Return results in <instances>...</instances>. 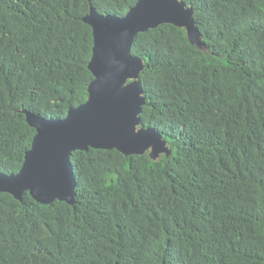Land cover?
<instances>
[{
    "label": "trees",
    "instance_id": "obj_1",
    "mask_svg": "<svg viewBox=\"0 0 264 264\" xmlns=\"http://www.w3.org/2000/svg\"><path fill=\"white\" fill-rule=\"evenodd\" d=\"M140 0H0V172L97 75L93 11ZM191 26L138 31L140 126L162 152L71 151L74 201L0 191V264H264V0H179Z\"/></svg>",
    "mask_w": 264,
    "mask_h": 264
},
{
    "label": "rangeland",
    "instance_id": "obj_2",
    "mask_svg": "<svg viewBox=\"0 0 264 264\" xmlns=\"http://www.w3.org/2000/svg\"><path fill=\"white\" fill-rule=\"evenodd\" d=\"M188 17L187 10L179 0H141L139 8L123 20L92 15L90 21L96 29L98 55L93 66L97 81L90 90L89 103L92 102V98H95L96 103L92 102V105L89 104L73 118V127H69L71 134L63 129L61 130L63 132H60V129L55 127H59L56 124L50 126L49 131L44 125L52 121H39L31 117L32 123L36 126L34 121L42 122L38 124L41 135L35 141V152L28 156V159L26 157L28 161L26 167L17 178L0 174V191H10L15 195L24 188L32 191V183L35 182V178L37 179L35 173L40 170L41 161L49 156L59 162L64 159L63 154L67 152L65 150L67 147L70 151L72 148H83L88 144L115 146L128 152H149L153 156L159 155L164 145L161 136L151 130H144L140 126L137 114L138 100L141 97L137 78L140 70L138 64L141 60L137 61V58L128 56L126 52L132 36L134 37L138 29L162 20L178 21L189 27ZM141 18H144L146 23L141 25ZM109 51L111 54H108ZM102 81L105 83H101ZM106 90L113 92L106 96ZM101 93H105L104 96L109 99L114 95L116 101L112 100V104L108 99L99 100ZM127 110H132L130 117L126 113ZM112 127L118 130H112ZM38 158L40 161H37ZM36 161L40 164H36ZM57 196L68 201L73 199V182L70 175L66 176L62 192Z\"/></svg>",
    "mask_w": 264,
    "mask_h": 264
},
{
    "label": "water",
    "instance_id": "obj_3",
    "mask_svg": "<svg viewBox=\"0 0 264 264\" xmlns=\"http://www.w3.org/2000/svg\"><path fill=\"white\" fill-rule=\"evenodd\" d=\"M140 2H141V0L139 1V3H138V6L135 8V9H133L129 14H131L133 11H135L136 9H138L139 8V6H140ZM181 5H183L182 3H180ZM187 12H188V14H189V11L187 10ZM99 15L100 17H103V18H107L106 16H103V15H100V14H98L96 11H93L92 13H91V15L90 16H88V18H87V20L94 26V24L90 21V18H91V16L92 15ZM129 14H128V16H129ZM127 17V16H126ZM126 17H124V18H122V19H119V20H123V19H125ZM108 19H118V18H115V17H110V18H108ZM187 20L189 21V23H190V26H191V24H192V22H191V18H190V14H189V17L187 18ZM141 25L142 24H144V23H146V21L144 20V18L142 19L141 18ZM162 21H173V20H162ZM159 22H161V21H159ZM159 22H157V23H155V24H153V25H147V26H145L144 28H142V29H138V31H140V30H146L147 28H149V27H154V26H156ZM174 22H178V21H174ZM178 23H180V22H178ZM140 25V26H141ZM94 30H95V37H96V29H95V26H94ZM137 31V32H138ZM136 32V33H137ZM135 33V34H136ZM96 40H97V37H96ZM132 41H133V36H132V38H131V43H130V45H129V48H128V50H127V52H126V54L128 55V56H130V57H133V58H137V61H139V60H141L140 58H138V57H134V56H132V55H130L129 54V50H130V47H131V45H132ZM108 54H111L110 53V51L108 52ZM97 45H96V52H95V56H94V59H93V62H92V68H93V66H94V63H95V60H96V57H97ZM114 56V55H113ZM107 58V57H106ZM105 58V59H106ZM141 64H142V60H141V63L140 64H138L140 67H141ZM93 70H94V68H93ZM112 72V71H111ZM110 72V73H111ZM96 73V72H95ZM103 74V73H102ZM114 74V73H113ZM96 81H97V79H96ZM96 81L92 84V86H91V88L95 85V83H96ZM101 83H105V81H102ZM139 84V83H138ZM91 90V89H90ZM139 90H141L140 89V84H139ZM111 92H113V91H109L108 92V90H106V96L109 94V93H111ZM105 93L104 94H100L99 96V100L100 99H105L106 101H107V99H108V101L109 102H111L112 104H113V101L112 100H115V98L116 97H114V95H112L111 97H112V99H109V98H107L106 96H104L105 95ZM108 96H110V95H108ZM114 97V98H113ZM140 98V100H138V102H139V108H138V112H137V114L139 113V111H140V104H141V102H142V99H141V97H139ZM116 101V100H115ZM92 102L93 103H96V100H95V98L93 99L92 98ZM92 102L91 103H89V100H88V102L85 104V105H83V106H81V107H79V108H76V109H73V110H71V112H70V114L66 117V118H64V119H46V118H43V117H37L36 115H33V114H28V116H29V118H30V121H31V117L33 118V119H36V120H39V121H52V123H50V124H47V125H44L45 127H47V129L49 130V131H51L50 130V126H52L53 124H56V125H59V127H57V126H55L56 128H58V129H60L59 131L60 132H63V131H61L62 129L64 130V131H68V134H71L70 133V128L69 127H73L72 126V121H73V118L76 116V115H78V114H80V112L81 111H83L89 104L90 105H92ZM122 104H124L123 103V101H122ZM96 105V104H95ZM125 105V104H124ZM128 107V106H127ZM114 108V107H113ZM92 110H94V109H92ZM114 110H115V108H114ZM131 112H132V110L131 111H126V113L128 114V116L130 117L131 116ZM91 113H93L92 111H91ZM93 117H94V115H93ZM139 121H140V119H139ZM33 121H31V123H32ZM35 122V124H37V129L40 127L38 124H42V122L41 123H39V122H37V121H34ZM43 123H45V122H43ZM33 124V123H32ZM34 125V124H33ZM100 125H98V127H99ZM117 126V125H116ZM118 126H119V124H118ZM127 128V127H126ZM115 129H117L118 130V128H114V127H112V130H115ZM123 131H126V129H122ZM145 130V129H144ZM148 130H151V129H148ZM148 130H146V131H148ZM120 131V130H119ZM151 131H153V130H151ZM153 132H155V131H153ZM91 133H92V131H91ZM157 133V132H156ZM41 135V131L39 132V129H38V134H37V136H36V139H35V141L37 140V137H39ZM93 136V135H92ZM34 144H35V142H34ZM89 145V144H88ZM88 145H86L85 147H83V148H86ZM93 146H100V145H93ZM101 147H111V146H101ZM113 147V146H112ZM76 148H78V147H76ZM76 148H72L70 151H68V147L65 149L67 152L66 153H64L63 155H64V159H62V160H59V162H58V160H54L52 157H49V156H46V158L45 159H43L42 161H41V164L40 163H37V161H40V159L38 158L37 159V161H36V164H40V167H39V169L40 170H37L36 171V175H37V179L35 178V182L33 181V183H32V194L37 198V199H39L40 201H43V202H46V203H48V202H51V201H53L55 198H57L58 196V194H60L61 192H62V189H63V184H64V182H65V179H66V176H68V175H70L71 176V178H72V182H73V199L72 200H70V202H73L74 201V195H75V192H74V190H75V177H74V174H73V169H72V165H71V163H70V160H69V156H70V153H71V151L72 150H74V149H76ZM119 148V147H118ZM124 151V150H123ZM35 152V147H34V145H33V148H32V150H30L28 153H27V159H28V156H31L33 153ZM126 152H128V151H126ZM27 162L28 161H26L25 162V164H24V167H23V169H22V172L24 171V168L26 167V164H27ZM28 166V165H27ZM22 172H20L19 174H17V175H12V176H9V175H4V174H2L1 172H0V174H2V175H4V176H7V177H18V176H20L21 174H22ZM32 172H33V170H32ZM31 173V172H30ZM35 176H33V178H34ZM24 189H27V188H24ZM21 194V192L19 193V194H17L18 196Z\"/></svg>",
    "mask_w": 264,
    "mask_h": 264
},
{
    "label": "clouds",
    "instance_id": "obj_4",
    "mask_svg": "<svg viewBox=\"0 0 264 264\" xmlns=\"http://www.w3.org/2000/svg\"><path fill=\"white\" fill-rule=\"evenodd\" d=\"M21 171H22V170H21ZM19 173H20V172H19ZM19 173H18V174H19ZM24 190H25V189H24ZM30 191H31V190H30Z\"/></svg>",
    "mask_w": 264,
    "mask_h": 264
}]
</instances>
